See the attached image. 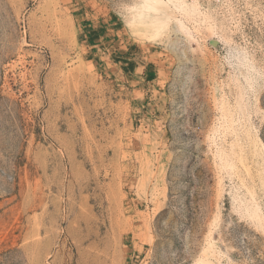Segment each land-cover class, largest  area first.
I'll return each instance as SVG.
<instances>
[{"label": "rangeland", "instance_id": "374dc122", "mask_svg": "<svg viewBox=\"0 0 264 264\" xmlns=\"http://www.w3.org/2000/svg\"><path fill=\"white\" fill-rule=\"evenodd\" d=\"M264 0H0V264H264Z\"/></svg>", "mask_w": 264, "mask_h": 264}, {"label": "trees", "instance_id": "16d2710c", "mask_svg": "<svg viewBox=\"0 0 264 264\" xmlns=\"http://www.w3.org/2000/svg\"><path fill=\"white\" fill-rule=\"evenodd\" d=\"M262 136H263V140H264V133H263V135H262Z\"/></svg>", "mask_w": 264, "mask_h": 264}]
</instances>
